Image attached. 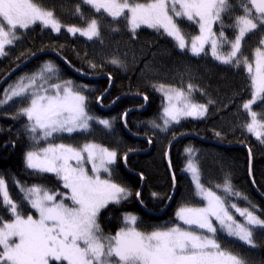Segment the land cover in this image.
Listing matches in <instances>:
<instances>
[{"label": "snow or ice", "instance_id": "snow-or-ice-1", "mask_svg": "<svg viewBox=\"0 0 264 264\" xmlns=\"http://www.w3.org/2000/svg\"><path fill=\"white\" fill-rule=\"evenodd\" d=\"M81 4L98 15L87 19ZM232 8L229 0H81L76 11L86 26L77 27L62 25L39 0H0V57L6 55L7 45L20 38L17 29L27 30L37 24L57 33L66 27L67 32L79 33L88 40L100 38V21L106 17L126 21L133 35L147 27L171 37L181 51L188 49L194 56L210 54L222 64L243 67L250 93V99L242 104L250 122L243 126L264 143V122L258 119L264 113L253 110L258 102L264 107V0H240L241 12L227 25L233 29L229 38L223 30V15ZM184 21L196 25L199 34L185 33ZM217 23L221 26L219 32L214 31ZM250 34L261 37L251 60L242 51ZM206 46L209 52L205 51ZM111 63L120 62L113 59ZM55 74V66L46 63L38 72L10 85L0 99L2 107L20 98L26 106L18 115L27 118L25 127L32 134L31 139L36 144L41 140L47 142V146L26 153V166L36 172L55 174L67 190L64 193L38 185L21 186L22 198L35 210L25 215L0 178V205L11 214L8 220L0 216V264H246L241 256L222 246L219 234L254 248V231L264 229V219L252 210L255 205L241 208L227 200L248 199L235 191L229 180L216 185L225 196L205 188L191 148L186 149L189 159L185 170L192 176L196 194L206 203L179 207L176 219L180 223L151 232L138 229L137 216L128 214L114 235H105L97 219L101 209L110 203L119 204L131 195L111 179L109 166L116 162V151L96 143L80 147L53 143L50 138L57 133L87 132L93 120L110 129L111 122L89 113L82 86L71 80L50 83ZM153 86L168 101L163 110V125L153 122V127L167 131L182 117L203 118L206 114V105L191 100L192 84L186 91L164 84ZM87 165H91L90 170ZM102 172L107 173L106 178H102ZM230 209L243 220H237Z\"/></svg>", "mask_w": 264, "mask_h": 264}, {"label": "trees", "instance_id": "trees-1", "mask_svg": "<svg viewBox=\"0 0 264 264\" xmlns=\"http://www.w3.org/2000/svg\"><path fill=\"white\" fill-rule=\"evenodd\" d=\"M39 2L52 10L62 25L86 26L76 11L81 0ZM229 3L233 8L223 15V30L232 38L233 29L227 25L241 8L240 0H229ZM81 12L89 20L98 15L83 4ZM111 21L108 17L100 21V38L93 41L67 34L66 27L57 33L38 24L19 33L20 38L6 47V55L0 57V99L10 84L51 63L56 68L57 81L71 80L74 85L82 86L80 90L87 97L91 115L111 122V128L106 129L93 120L92 137L87 135L85 139L116 151V162L110 168L111 179L131 195L100 212L97 219L102 232L114 235L123 226L125 214L137 216V227L142 231L166 228L176 224L175 211L185 205L186 198L199 204L195 201L193 181L185 170L189 148L194 159L195 156L200 159L195 161L204 187L225 196L216 185L229 180L233 189L248 199L227 197V200L249 208L255 205L252 210L264 219V143L243 126L249 119L241 107L250 97L243 67L222 64L210 54L196 57L187 50L181 51L171 39L155 30L143 28L133 35L124 23ZM182 28H187L185 33L192 35L198 32L186 21L182 22ZM260 38L259 34L245 38L242 51L250 60ZM113 59L120 63H111ZM157 71L159 74L154 77ZM173 72H177V77L171 75ZM160 73L169 75L170 79L161 82L166 80L172 87L186 91L189 84L194 86L191 100L207 106L203 118L180 121L166 132L153 127V122L161 121L164 104L162 93L153 86L159 85ZM192 77L195 81L188 82ZM181 79L187 83H180ZM25 106L20 98H15L0 107V178L5 180L11 199L26 215L31 210L22 198L21 186L38 185L51 191L63 186L56 176L38 173L26 166V153L33 150L35 142L25 127L27 118L18 115ZM259 113H264V107ZM258 117L264 122V115ZM65 141L73 139L67 137ZM0 216L5 220L11 218L2 205ZM255 234L262 239L264 229ZM259 246L258 259L246 264H264V241Z\"/></svg>", "mask_w": 264, "mask_h": 264}, {"label": "rangeland", "instance_id": "rangeland-1", "mask_svg": "<svg viewBox=\"0 0 264 264\" xmlns=\"http://www.w3.org/2000/svg\"><path fill=\"white\" fill-rule=\"evenodd\" d=\"M110 20H112L111 19V17H108ZM111 22H113V23H117V22H122V23H124L126 26H127V23H126V21H124V20H118V21H111ZM187 22V21H186ZM188 23V22H187ZM189 24V23H188ZM38 25V24H37ZM189 25H192V24H189ZM193 27H195V29H196V31H198L197 32V34H199V29H198V27L196 26V25H192ZM128 27V26H127ZM220 24L219 25H217L216 26V30H214V31H217V32H219V30H220ZM143 28H147V27H141L140 29H142L143 30ZM48 29H50V28H48ZM129 29V28H128ZM140 29H138V30H140ZM147 29H149V30H153V29H150V28H147ZM51 30V29H50ZM137 30V31H138ZM185 30H187V28H185L184 29V31ZM23 30H20V29H17V34H19V33H21ZM66 33L67 34H69V35H71V36H81V35H79V33H76L75 35H73V34H71V33H69V32H67V30H66ZM118 33H122V32H118ZM81 37H83V38H85L86 40H88L86 37H84V36H81ZM169 39H171L172 40V38L171 37H168ZM94 39H96V38H94ZM93 39V40H94ZM93 40H88V41H93ZM173 41V40H172ZM174 43H175V41H173ZM190 42V41H189ZM176 44V43H175ZM9 45H7L6 47H8ZM5 47V48H6ZM98 48V47H97ZM104 48V47H103ZM102 48V49H103ZM227 48V45L225 46V49ZM105 49V48H104ZM185 50H187L190 54H192L191 53V51L190 50H188V49H185ZM206 50H208L209 51V46H206L205 47V51ZM201 54H203V53H201ZM197 57V56H196ZM212 57V56H211ZM253 57V56H252ZM169 58H171L170 57V55H169ZM215 60V59H214ZM215 61H217V60H215ZM217 62H219V61H217ZM162 70H164V68H162ZM162 72H164V71H162ZM166 72V71H165ZM159 74V71H157V72H155V76L154 77H156V75H158ZM173 77H177V72L175 73V72H173L172 74H171ZM169 75H167L166 73H163L162 75H161V73H160V80L158 81L159 82V84L161 83V84H164V85H167V86H171V84H168V82H166V80L165 81H163V82H161V80H164V79H170L169 77H168ZM185 80V79H184ZM19 81V79L17 80V81H15L14 83H12V84H10V85H14L16 82H18ZM52 82H59V81H57L56 80V77H53V79L50 81V83H52ZM187 82V81H186ZM194 84V83H193ZM9 85V86H10ZM9 86L6 88V89H8L9 88ZM172 87V86H171ZM173 88H175V87H173ZM5 89V90H6ZM161 93V92H160ZM162 95H163V93H162ZM163 97H164V95H163ZM15 99V98H14ZM248 99H250V97L248 98ZM247 99V100H248ZM247 100H245L244 102H246ZM243 102V103H244ZM167 103H168V101L165 99V97H164V104H163V107H162V112H161V114L163 115V110H164V107L165 106H167ZM195 103V102H194ZM242 108V107H241ZM243 109V108H242ZM241 109V110H242ZM253 110H255V111H257L258 113H259V111H261L262 110V105H261V102H258L257 104H255V105H253ZM245 112V111H244ZM246 113V112H245ZM247 114V113H246ZM245 114V115H246ZM247 117H248V119H249V122H250V117L248 116V115H246ZM240 118H241V120L243 119V116L242 115H240L239 116ZM259 118V120L261 119V117H258ZM262 118H263V116H262ZM200 120L201 118H193V117H182L181 119H180V121H183V120ZM92 121H90V124H91V126L92 127H95V125L93 124V123H91ZM161 126L163 125V120H162V117H161V121H160V123H159ZM176 123H173L169 128H168V130L173 126V125H175ZM179 124V123H178ZM177 125V124H176ZM104 128V127H103ZM161 131V130H160ZM92 130H89V131H87V132H74V133H72L71 135H69L68 133H57V134H54V136L52 137V138H50V140H51V142H53V143H66V144H72L73 146H76V147H80V146H82L83 144H85V143H95V142H93L92 140H90V139H85L86 137H87V135L88 136H90V137H92ZM162 132H166V131H162ZM69 138V139H73V141H65V138ZM140 138H144V137H140ZM151 138H153V137H151ZM154 139V138H153ZM160 139V138H159ZM96 144H98V143H96ZM100 145V144H99ZM41 146H47V142L46 141H43V140H41L40 141V143L39 144H36L35 143V146H34V148H33V150H31V151H35V150H37L39 147H41ZM102 146V145H101ZM104 147V146H103ZM109 149V148H108ZM109 150H111V149H109ZM201 154V153H200ZM166 156V160H167V162L169 163V160H168V156L167 155H165ZM195 159L197 160V162L198 161H200V159L197 157V156H195ZM26 163V162H25ZM114 164H112V165H110L109 167L111 168L112 166H113ZM87 167L89 168V170L91 169V165H87ZM32 170V169H31ZM34 171V170H33ZM36 172V171H35ZM171 172V171H170ZM187 172V174H188V176L191 178V180L193 181V179H192V176H191V174L188 172V171H186ZM38 173H40V172H38ZM43 174H52V175H54L55 176V174H53V173H43ZM101 176H102V178H106L107 177V173H101ZM57 178V177H56ZM140 179L141 180H143L144 181V179H142L141 177H140ZM60 182H62V181H60ZM114 182V181H113ZM201 182V181H200ZM116 183V182H115ZM118 184V183H117ZM194 184V183H193ZM202 184V183H201ZM120 185V184H119ZM143 185V184H142ZM122 186V185H121ZM194 186V189H195V195H196V198L197 199H195V201H198L199 202V204H193V202L192 201H190V198L188 197V198H186L185 199V201H186V203H185V205H189V206H203L206 202L205 201H203L197 194H196V188H195V185H193ZM123 187V186H122ZM205 188H207L206 186H205ZM140 189H142V186H141V188ZM208 189V188H207ZM53 192H64V193H66L67 192V190L66 189H60V190H55V191H53ZM218 195V194H217ZM58 199H59V197H58ZM122 201V200H121ZM231 201V200H230ZM232 202V201H231ZM68 203H70V202H68ZM232 203H236L239 207H241V208H243V207H246V206H242V204L241 205H239L237 202H232ZM110 204H115V203H110ZM181 207V206H180ZM104 209V208H103ZM103 209H101V211L103 210ZM21 212H22V207H20V209H19ZM30 210H31V212H29V213H34L35 212V210L34 209H32L31 208V206H30ZM178 210V209H177ZM176 210V211H177ZM100 211V212H101ZM176 211H175V219H176ZM230 211H232V213H233V215L236 217V219L237 220H240V221H242L243 220V218L242 217H240L238 214H236L235 213V210L234 209H230ZM29 213H27V214H29ZM125 215H128V214H125ZM131 215H133V214H131ZM10 216H11V214H10ZM178 223H180V221H178L177 219H176V224H178ZM258 230H261V229H259V228H257L255 231H254V236H253V239H254V241L256 242V247H254V248H250L249 246H247V245H243L241 242H238V241H235L233 238H231V237H227L226 236V234H224V233H220L219 234V238H220V240H221V243H222V246H225V247H228V248H230L231 249V251H233L234 253H236V254H238L239 256H241L245 261H246V263L247 262H250L251 260L253 261V260H255V259H258V257H257V252H258V246L260 245V244H263V241H264V239H258L257 237H256V234H255V232L256 231H258ZM118 231V230H117ZM117 231H115V232H117ZM106 235V234H105ZM259 248H260V246H259Z\"/></svg>", "mask_w": 264, "mask_h": 264}, {"label": "bare ground", "instance_id": "bare-ground-1", "mask_svg": "<svg viewBox=\"0 0 264 264\" xmlns=\"http://www.w3.org/2000/svg\"><path fill=\"white\" fill-rule=\"evenodd\" d=\"M195 79H196V78L192 77V78L188 79L187 81H188V82H192V81H195ZM179 82H180V83H187L184 79H181ZM203 154H204V156L207 155V154H205V153H203ZM251 184H252V183H251ZM252 187L255 188L253 184H252ZM181 201H184L183 198H181ZM141 209H144V207H141ZM145 211H146V210H145ZM262 239H264V237H263Z\"/></svg>", "mask_w": 264, "mask_h": 264}, {"label": "water", "instance_id": "water-1", "mask_svg": "<svg viewBox=\"0 0 264 264\" xmlns=\"http://www.w3.org/2000/svg\"><path fill=\"white\" fill-rule=\"evenodd\" d=\"M139 194H140V193H139ZM174 194H175V192H173L171 199L174 197ZM171 199H170V201H171Z\"/></svg>", "mask_w": 264, "mask_h": 264}]
</instances>
